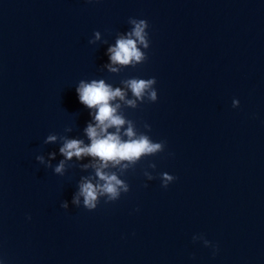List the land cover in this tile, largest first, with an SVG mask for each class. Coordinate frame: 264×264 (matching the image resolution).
<instances>
[{"label":"water","instance_id":"water-1","mask_svg":"<svg viewBox=\"0 0 264 264\" xmlns=\"http://www.w3.org/2000/svg\"><path fill=\"white\" fill-rule=\"evenodd\" d=\"M129 18L148 22V60L111 74ZM153 77L157 102L124 113L165 151L118 201L76 207L90 158L56 175L61 142L44 141L89 143L79 81ZM0 264H264V0H0Z\"/></svg>","mask_w":264,"mask_h":264},{"label":"clouds","instance_id":"clouds-1","mask_svg":"<svg viewBox=\"0 0 264 264\" xmlns=\"http://www.w3.org/2000/svg\"><path fill=\"white\" fill-rule=\"evenodd\" d=\"M128 24L131 30L126 34H118L114 46L108 47L110 63L104 65V68L111 74H119L123 68H135L148 60V22L129 18ZM93 36L94 39L89 40L92 45L101 39V33L94 32ZM156 83L155 77L129 78L121 81L122 87L114 88L104 79L79 81L76 87L79 102L90 110L92 117V122L84 128V135L89 143L80 138H69L54 133L49 134L44 141L45 144L61 142L59 154L64 159L54 167L56 175L63 176L73 160L80 162L84 158H90V162L80 164V168L85 172L91 170L94 175L80 178L79 190L72 199V204L76 207L81 206V198L82 206L89 212L96 210L101 198L106 204L118 201L122 194L130 191L128 183L120 177L134 169L142 159L165 151L166 141L153 142L145 132H139L136 124L127 119L124 113V109H136L146 101L157 102ZM232 106L239 107V101L234 99ZM144 129L146 132L151 131L147 123L144 124ZM71 131V128L65 129V132ZM55 158L56 153L50 152L47 161L42 155H38L36 160L47 168H53L51 161ZM148 168L155 171L156 164L150 163ZM144 176L148 181L155 179L147 170L144 171ZM159 178L161 187L165 189L176 180V177L168 173H161ZM61 208L67 211L68 202L63 201ZM193 240H202L205 247L213 248L214 254L218 251L216 246L202 236H194Z\"/></svg>","mask_w":264,"mask_h":264}]
</instances>
